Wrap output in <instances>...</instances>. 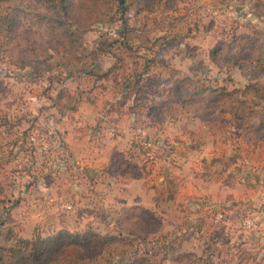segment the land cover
<instances>
[{
  "label": "rangeland",
  "instance_id": "374dc122",
  "mask_svg": "<svg viewBox=\"0 0 264 264\" xmlns=\"http://www.w3.org/2000/svg\"><path fill=\"white\" fill-rule=\"evenodd\" d=\"M176 4L174 11L129 13L133 31L128 44L112 46L116 62L101 57L80 63L49 49L51 58L36 57L33 67L20 70L0 55V256L20 238L94 231L116 237L122 232L120 245L126 247L105 255L102 264L138 258L148 259L146 264H264V90L253 96L249 89L264 88V0ZM37 6L35 0H8L0 12L27 9L34 20L24 24L43 42L48 33L35 18ZM105 21L80 32L81 57L104 34L118 39L121 22L105 27ZM225 42L231 51L219 68L210 53ZM153 57L156 63H148ZM137 64L144 73L138 97L152 103L164 98L172 78L190 77L199 86L236 93L215 110L213 123L178 103L158 113L163 124L150 123L127 99L133 90L122 91L127 75L138 73ZM113 66L112 78L120 85L97 82ZM63 85L75 99L65 117L51 103ZM112 106L120 114L105 116ZM238 115L244 117L242 127ZM113 145L142 168L139 180L105 173ZM117 169L135 174L122 160ZM132 208L149 209L161 221L160 230L131 236L128 227L120 228L117 220Z\"/></svg>",
  "mask_w": 264,
  "mask_h": 264
},
{
  "label": "trees",
  "instance_id": "16d2710c",
  "mask_svg": "<svg viewBox=\"0 0 264 264\" xmlns=\"http://www.w3.org/2000/svg\"><path fill=\"white\" fill-rule=\"evenodd\" d=\"M8 0H0V5ZM39 6L36 7L35 18L38 24L47 30V37L41 42L42 38H38L39 33L33 27L27 28L24 20H34L32 13H27V9L21 7H8L4 12H0V23L2 29L0 32V55L6 58L7 64L13 65L17 69H25L33 67L34 58H51L49 49L57 54H63L75 59L76 62H86L88 58L93 61L102 56L115 55L113 45H126L133 29L128 24L127 15L134 13L135 15L151 12L158 8L174 11L177 8L176 1L173 0L163 3L162 0H77L79 7L73 6L69 0H35ZM149 4H152L149 8ZM40 10H43L40 12ZM30 16V17H29ZM104 23L105 27H110L116 22H121L122 29L118 31V39L109 40L104 34L93 47L89 56L81 57L79 51L84 48V39L80 32H87L97 24ZM46 38V39H45ZM240 37L234 36L232 40ZM253 39L250 37H244ZM43 39V38H42ZM48 46V47H47ZM131 48V47H130ZM230 46L227 42L216 45L210 53L213 63L222 68L221 59H224ZM156 57L148 59V63H156ZM201 64V63H200ZM149 65V64H148ZM138 67V64H137ZM151 67L147 66V74L150 73ZM191 72L195 71V67L190 68ZM132 73L128 81L124 84V92L129 93L133 90L134 95L130 101L137 105V109L146 111V116L152 123L163 124L165 119H157L158 113L162 111L167 104L178 103L182 108H187L188 113L193 110L199 112L198 118L202 122H215L217 118H213L214 112L221 109L236 91H227L223 88H215L207 85H197L190 77L182 79L172 78V84L166 87V94L161 101L152 103L148 97H138L142 91V81L144 73L141 71ZM74 71H70L71 76ZM109 78V75H104ZM133 77H136L133 78ZM63 83V82H62ZM159 88V86H157ZM249 89H253L250 93L258 96L259 91L264 88L258 85H252ZM243 95L247 93L244 91ZM126 94V93H124ZM123 94V95H124ZM144 101V105H138V102ZM53 108L57 109L61 117L67 111L74 108L75 99L71 91L61 86L57 94L51 98ZM148 103V104H147ZM134 110V109H133ZM136 110V109H135ZM241 110V109H239ZM242 111V110H241ZM239 121V127L243 126L244 117L240 115L235 119ZM224 122L231 124V119H224ZM264 127V123H261ZM122 160L127 166L135 169V174L127 175L125 172L117 169V163ZM142 168L137 163H131L126 159L123 152L116 151L111 157V163L105 173L112 177H122L138 179L142 176ZM120 228L128 227L129 234L136 236H147L158 232L162 226L159 218L155 216L149 209L132 208L125 212L123 218L117 220ZM122 236V232L119 234ZM119 236V237H120ZM119 237L101 235L94 231L84 233H72L69 231H61L58 234L42 239H23L20 238L17 244L7 251L6 257L0 256V264H102V258L105 255L112 256L117 252L123 251L125 246H121ZM149 260L146 258H138L131 264H146Z\"/></svg>",
  "mask_w": 264,
  "mask_h": 264
},
{
  "label": "crops",
  "instance_id": "0c3cea01",
  "mask_svg": "<svg viewBox=\"0 0 264 264\" xmlns=\"http://www.w3.org/2000/svg\"><path fill=\"white\" fill-rule=\"evenodd\" d=\"M150 50L151 49H148L147 50V52L148 53H150V54H153V56H156V54H154V53H152V52H150ZM102 57H110V58H113L114 60H115V58L113 57V56H110V55H107V56H102ZM89 59V58H88ZM101 59V57L99 58V59H96L95 61H98V60H100ZM115 62H116V60H115ZM116 64V63H115ZM140 64V63H139ZM138 64V71H140V65ZM115 66V65H114ZM114 66L112 67V68H110V69H108V70H106L104 73H102V75H100L99 74V76H98V79L96 78V80H97V82H99V83H103V82H105V83H112L113 84V86L114 87H118L119 85H120V83H119V81H118V77H114V78H112V75H111V72L113 71V69H114ZM95 74V73H94ZM106 74H108L109 75V78H105L104 77V75H106ZM126 74H128V72L126 73ZM132 74V72L130 73V75ZM97 75V74H96ZM130 75H127V76H130ZM112 79V80H111ZM172 82L173 81H171V84H172ZM170 84V85H171ZM125 86V85H124ZM124 86H122V91H123V89H124ZM125 93V92H124ZM124 96V95H123ZM127 99L128 100H130L129 98H128V96H127ZM124 100V99H123ZM127 100V101H128ZM120 108H118V107H116V106H112V108L110 109V110H108L107 112H105V116H109V115H111V114H114V113H116V114H120V110H119ZM134 111H136L135 109L133 110V113H134ZM70 111H67L66 112V114L63 116V117H65L66 115H67V113H69ZM142 112H144V113H142V114H145V117L150 121V119L146 116V111H142ZM102 114V113H101ZM150 123H152V122H150ZM152 125H154V124H152ZM116 151H119V152H122L121 150H119V148H117L116 147V145H113L110 149H109V152H110V154H109V157H108V160H107V164L105 165L106 167L105 168H108V166L110 165V163H111V157H112V155H113V153L114 152H116ZM139 180V179H138Z\"/></svg>",
  "mask_w": 264,
  "mask_h": 264
}]
</instances>
